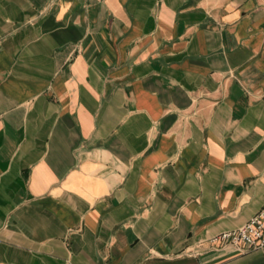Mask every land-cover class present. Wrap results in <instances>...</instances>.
I'll return each instance as SVG.
<instances>
[{
	"label": "crops",
	"instance_id": "0c3cea01",
	"mask_svg": "<svg viewBox=\"0 0 264 264\" xmlns=\"http://www.w3.org/2000/svg\"><path fill=\"white\" fill-rule=\"evenodd\" d=\"M263 204L264 0H0V264H264Z\"/></svg>",
	"mask_w": 264,
	"mask_h": 264
},
{
	"label": "built area",
	"instance_id": "2783aa9c",
	"mask_svg": "<svg viewBox=\"0 0 264 264\" xmlns=\"http://www.w3.org/2000/svg\"><path fill=\"white\" fill-rule=\"evenodd\" d=\"M210 243L232 247L237 251H241L245 247L264 248V204L260 211L242 227L222 232L211 238Z\"/></svg>",
	"mask_w": 264,
	"mask_h": 264
}]
</instances>
